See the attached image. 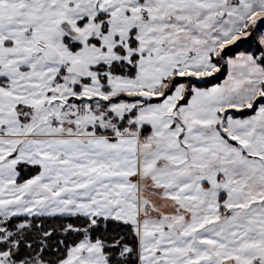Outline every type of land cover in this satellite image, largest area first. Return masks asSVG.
<instances>
[{"label":"snow or ice","instance_id":"obj_1","mask_svg":"<svg viewBox=\"0 0 264 264\" xmlns=\"http://www.w3.org/2000/svg\"><path fill=\"white\" fill-rule=\"evenodd\" d=\"M0 264H264V0H0Z\"/></svg>","mask_w":264,"mask_h":264}]
</instances>
